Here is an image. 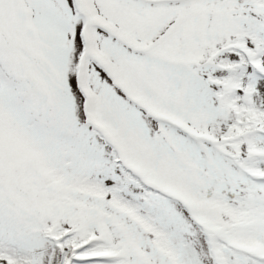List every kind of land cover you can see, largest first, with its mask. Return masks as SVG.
<instances>
[{
  "label": "snow or ice",
  "instance_id": "snow-or-ice-1",
  "mask_svg": "<svg viewBox=\"0 0 264 264\" xmlns=\"http://www.w3.org/2000/svg\"><path fill=\"white\" fill-rule=\"evenodd\" d=\"M0 264H264V0H0Z\"/></svg>",
  "mask_w": 264,
  "mask_h": 264
}]
</instances>
